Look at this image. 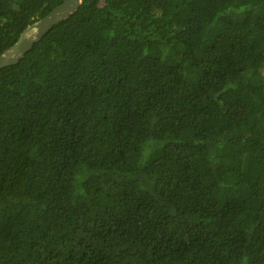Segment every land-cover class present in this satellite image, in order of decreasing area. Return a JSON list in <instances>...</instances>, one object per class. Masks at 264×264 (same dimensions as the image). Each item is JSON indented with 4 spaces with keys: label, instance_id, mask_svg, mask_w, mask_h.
<instances>
[{
    "label": "trees",
    "instance_id": "trees-1",
    "mask_svg": "<svg viewBox=\"0 0 264 264\" xmlns=\"http://www.w3.org/2000/svg\"><path fill=\"white\" fill-rule=\"evenodd\" d=\"M0 264H264V0H83L1 68Z\"/></svg>",
    "mask_w": 264,
    "mask_h": 264
},
{
    "label": "water",
    "instance_id": "water-1",
    "mask_svg": "<svg viewBox=\"0 0 264 264\" xmlns=\"http://www.w3.org/2000/svg\"><path fill=\"white\" fill-rule=\"evenodd\" d=\"M83 0H63L47 15L29 24L19 39L4 52L0 53V69L17 63L20 59L48 33L56 24L74 14Z\"/></svg>",
    "mask_w": 264,
    "mask_h": 264
},
{
    "label": "rangeland",
    "instance_id": "rangeland-1",
    "mask_svg": "<svg viewBox=\"0 0 264 264\" xmlns=\"http://www.w3.org/2000/svg\"><path fill=\"white\" fill-rule=\"evenodd\" d=\"M242 115H243L242 108L238 105H233L228 111L227 119L235 123H240L241 121L238 122L237 120L240 119Z\"/></svg>",
    "mask_w": 264,
    "mask_h": 264
}]
</instances>
